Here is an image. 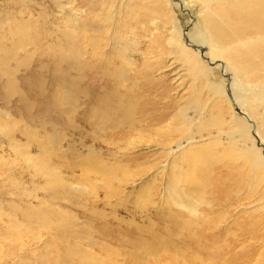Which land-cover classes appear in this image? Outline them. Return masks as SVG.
Masks as SVG:
<instances>
[{
  "label": "rangeland",
  "instance_id": "obj_1",
  "mask_svg": "<svg viewBox=\"0 0 264 264\" xmlns=\"http://www.w3.org/2000/svg\"><path fill=\"white\" fill-rule=\"evenodd\" d=\"M117 2L45 0L44 6L52 19L48 26L53 20L69 18V28L74 30L70 15L75 10L90 3L95 19L107 25V15L112 19ZM40 3L0 0V264L64 262L62 251L40 252L50 239L38 233L42 223L30 215V201L54 211L51 225L54 230L61 226L55 237L64 235V242L80 237L67 244L68 264H107L109 258L97 255L96 249L125 250L124 241L134 242L135 236L153 248L157 240L149 238V233L160 241L168 239L172 222L163 218L187 223L196 213L189 209L198 208L199 215L209 204L215 205L207 218L216 231L235 233L247 219V201L239 200L249 185L241 173L234 180V174L224 171L227 163L245 159L250 147L240 142L231 146L229 137H217L212 121L224 113L218 128L226 132L227 124H234L226 110L225 99L231 102L228 92H221L234 78L244 84L247 80L238 74L233 46L223 48L209 41L201 0H121L120 14L113 19L117 20L116 44L113 49L105 45V63L96 60L82 73L72 62L62 64L58 56H51L57 51L50 48L52 40L42 42L32 55L27 50L29 57L24 53L25 40L21 41L19 31L25 30L15 28V19H25L27 9H36ZM173 20L183 32L180 36L172 33ZM170 38L174 49L167 45ZM195 47L203 50V56ZM221 49H225L221 55H226L216 57ZM248 80V86H257L251 77ZM215 101L221 106L215 107ZM232 106L234 115L241 117ZM214 142L218 145H211ZM254 144L264 154L256 137ZM193 157L198 158L194 163ZM182 159L187 162L179 165ZM98 166L108 168L103 172L88 169ZM193 167L202 171L195 172ZM236 186L242 189L236 192ZM233 193H238L236 200L229 199ZM259 203L264 204V199ZM253 217L259 219L253 230L257 236L245 246H253V253L243 256L239 264H264V210ZM234 221L238 225L231 228ZM30 233L36 235L31 239ZM207 242L208 238L196 236L192 226L189 234L173 237L171 247L162 252L181 253L191 262L189 258ZM226 254L223 251L222 257Z\"/></svg>",
  "mask_w": 264,
  "mask_h": 264
},
{
  "label": "bare ground",
  "instance_id": "obj_2",
  "mask_svg": "<svg viewBox=\"0 0 264 264\" xmlns=\"http://www.w3.org/2000/svg\"><path fill=\"white\" fill-rule=\"evenodd\" d=\"M44 1L45 0H41V3L36 9H27L25 19H15L17 24L15 28L19 27L27 32L25 33V31H23L22 33L19 31V36L22 39L21 41L23 42L25 40L21 47L27 57L30 56L27 50L32 55V50L37 51L38 47L43 45L44 42L52 40L54 44H52L50 48L56 47L57 51L51 56L53 58L58 56L62 64L72 62L80 73L85 71V69H91L92 63L96 60H101L105 63L106 60L103 58L105 45L107 44L109 48L113 49V45L116 44L114 43L117 37L114 24L117 20L116 18V21L113 19L116 14H120L118 8L122 6L121 0H118L116 4L117 9L115 8V16L111 14L112 19H110L107 15V25H105L104 20L95 19L94 9L90 7V3L84 9L75 10V15H70L75 22L74 30L69 28L71 23L69 18L59 23L53 20L50 26H48L52 19L48 18V10L44 6ZM201 2V8L205 14L203 26L205 27V32L208 33V38H210L209 41H211L213 45H222L223 48H225V44H228L227 47L229 48H231V45L234 47H232L234 51L231 52V54L238 63V74L247 80L244 84L241 81H236L234 78V82L227 85V90L229 91L223 90V92H221V94L228 92V98L231 100L232 104H234V107L238 108L241 117H236L234 115L233 106L226 98L225 100L228 102L226 110L229 112L230 118H232L234 124L229 126V123H231L229 122L227 124L228 131L226 132L218 128V126L223 123L224 113H219L212 121V124L217 125V128L215 127L218 129L217 137H229L228 140L231 146L232 144L240 142L248 144L249 147L253 149L252 152L250 148H246V158L237 164L233 162L227 163V170L224 171L234 174V180H239V177L236 175L237 172L241 173L246 185H249L247 186V190L244 191L242 198L239 200V202L247 201L245 203V205H248V208H246L247 219L244 225H241V227L239 225L235 233L230 235L224 232L218 233L216 231L217 226H213L212 221L207 218L210 214L212 215L214 213L215 205H206L207 208L202 210V214L200 213L199 215L197 214L198 208H192L188 211L194 212L195 209L196 213L191 214L194 217L190 218L187 223L179 221L177 218L171 220L163 218L166 222H172V225L166 232L168 239L166 241H160L156 234L149 233V238H155L157 240L153 248L146 247L141 236H135L136 240L134 242L124 241L128 249L108 251H104L101 248L96 249L98 252L97 255H102L101 253H103L109 258L107 264H134V261H136L137 264H160L162 260L165 262L177 261L175 264H178V262L181 264H214L220 262H226V264H239L238 261L243 258V256L245 257L253 253V246V248L251 246H245L247 241H253L257 236L253 230L259 223V219H254V213L264 210V204L259 203V201L264 199V154H261L260 150L255 146L256 144H254V137H256L258 142L264 147V113L262 110L264 109V85L260 84L264 81V0H201ZM215 5H217L218 8H216ZM86 11H88V13ZM171 28L173 31L172 33H176L177 36H180L181 33L183 34V32L179 30V26L175 20H173ZM249 33H252L251 35H254V37ZM53 34L55 36L50 38ZM48 42H46V44H48ZM167 45L169 48L174 49L173 38L168 40ZM181 47L185 50L184 45ZM188 47L194 48V46L191 45H188ZM18 50L19 47H15V51ZM195 50L199 51L203 56L202 49H197V47H195ZM224 50L225 49L217 51L215 56L222 57L226 55H221V52ZM4 54H6V52ZM212 58H214V54L209 60ZM206 61L208 62V59H206ZM174 62L172 61L169 66ZM249 77H251L252 82L257 84V86H248V83H250L248 80ZM218 87L222 88L220 85H218ZM214 106L220 107L221 102L215 101ZM248 122H250V124ZM136 142L137 140L129 142V146H134ZM211 145L217 146L218 143L214 142V144ZM221 147L224 146L221 145ZM195 159L198 158L193 157L192 163H194ZM92 162L93 161L90 160V163ZM186 162L187 160L182 159L179 165ZM246 165L248 167H245ZM105 167L106 166H98L95 169H88L91 172L95 170L103 172L108 168ZM165 168L166 166L161 168L163 172H165ZM240 168L245 171H240ZM192 169L195 172L202 171L197 167H193ZM181 176L182 174L179 173L178 177L180 178ZM241 189L242 186L235 187L236 192H239ZM52 191L51 188L47 193H51ZM237 194L238 193H233L232 197H229V199L231 200L233 198L236 200ZM224 196L226 195L224 194ZM28 205L30 215L37 218L42 223V230L38 233H43L50 239L48 240L49 245L42 244L40 252L52 254V252L59 253L62 251L64 254V262L56 261L54 264H68L69 256L67 255V244L79 241L80 237H71L75 240L70 242L63 241L64 235L55 237V235H59L61 226L58 230H54L51 225V216L54 215V211L47 207H42L39 204V207H35L32 201H30ZM198 207L201 208L200 205ZM255 207L258 208L255 209ZM250 208L251 210H248ZM196 215H198V217L195 218ZM60 217L61 216L58 215L57 219ZM237 225L238 224L234 221L230 227L233 228ZM192 226H195V234L198 238H208L210 243L207 242L199 253L189 258L191 262L185 261L186 258L182 256L181 253L171 254L169 251L168 253L162 252L171 247L169 242L173 237L178 239L181 232H187L189 234V230ZM31 230L32 228L29 229V232ZM138 231L140 232L142 230L138 229ZM17 233L19 237H22V235H19V230H17ZM34 235L36 234L30 233L29 237L32 239ZM219 242H221V246L217 245ZM32 244L35 243L32 242ZM195 247L196 243L193 248ZM19 249L22 250L23 247L20 246ZM209 249L210 252H208ZM223 251L227 252V256L222 257ZM32 255H35V253L33 252ZM97 255L93 254V257ZM118 258H122V260H118ZM79 259L80 256L74 257L73 261L76 262ZM216 259L217 261L218 259L221 260L216 262ZM256 261L257 260H255V262ZM258 262L259 261H257V263Z\"/></svg>",
  "mask_w": 264,
  "mask_h": 264
}]
</instances>
